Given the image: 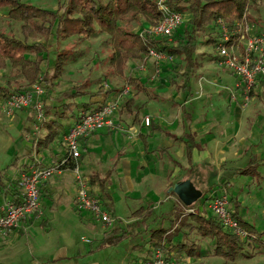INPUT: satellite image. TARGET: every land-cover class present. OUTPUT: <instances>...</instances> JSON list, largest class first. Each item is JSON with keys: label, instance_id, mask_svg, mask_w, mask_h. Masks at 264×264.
Segmentation results:
<instances>
[{"label": "crops", "instance_id": "0c3cea01", "mask_svg": "<svg viewBox=\"0 0 264 264\" xmlns=\"http://www.w3.org/2000/svg\"><path fill=\"white\" fill-rule=\"evenodd\" d=\"M214 51L213 55L216 56L217 51L215 49ZM214 56L207 55L206 59L198 60L190 80V87L186 90L181 87V81L171 83L168 79V64H162L160 71L157 72L155 61L150 57L143 66V71L134 75L145 82L146 87L138 90L129 82L131 85L129 91L132 92V96L126 102H121L123 105L119 106L113 116L117 127L106 126L84 137L82 153L74 160L75 164L62 168L41 184L43 214L40 217L35 215L26 217L6 236L0 234V241H5L18 232L24 233L28 226L37 222L49 226L50 218H56L58 213L70 215L73 211L78 214L83 223L87 224V221L92 219L97 222L93 225V229L97 234H101L98 238L101 240L105 230L112 226H103L88 209H86L87 212L80 209L82 206L76 197L78 180L75 168H78L86 176L88 184L91 175L98 173L104 176L110 172L109 192L114 201L112 213L119 216L114 224L125 223L123 227H127L130 222L138 219V216L134 214L137 208L153 205L154 212L150 219L135 227L134 231H129L128 236L136 234L143 228L149 229L154 223L157 224V228L166 227L175 232L173 240L165 242L167 246H170L168 255L174 260L178 257L183 263L225 262V257L214 253L213 245L208 248L203 244L205 236L202 234L197 235V238L188 234L189 238L195 239V242L193 241L196 244L195 247L181 245V241H186L188 244L192 242L186 238L185 232L197 230L195 220L191 216L192 212L178 215L183 208L180 209L177 204L166 211H157L158 202L164 201L166 191H174L171 186L175 182L191 179L197 188H201L198 184L204 180L199 174L207 170V176L208 173L213 172L217 178L210 183L205 179V185L208 183L207 186L210 184L214 186L209 190L208 197L202 200V209L198 210L196 207L194 209L202 213H211L208 200L215 188L221 182H225L222 184L229 188L230 195L238 196L241 200L242 217L255 225L257 210L254 205L248 207L246 200L249 196L248 191L246 193L244 186L238 180L240 173H237V170L241 167L237 166L242 157L256 155L259 158V166L264 168V114L260 119L250 115L255 103L243 104L241 99L235 100L231 97V89L235 86L237 79L236 74L228 67L221 66L219 59ZM175 68L180 67L175 64ZM117 95V92L113 91L101 94L90 101H94L96 106ZM16 111L15 116L28 118V121L23 123L20 119L17 122L25 128V150L15 157L6 170L7 186L0 191V198L4 195L18 198L16 180L27 168L28 163L34 159L32 143L29 140L35 120L34 114L28 107ZM31 115H33V121H31ZM147 116L150 117V124L145 122ZM74 120L75 118L69 119L71 124H74ZM44 131L45 127L41 129V133ZM64 134L61 137L63 139ZM189 134H193L196 141L190 157L187 155L186 143ZM55 141L45 149L37 148L38 157L43 164L54 163L66 154L65 143L59 145ZM89 187H91L90 184ZM95 188L98 189V186ZM176 195L179 197L177 193ZM179 199L182 201L180 197ZM255 199L257 196L250 197L252 204ZM118 201L123 206L126 222L122 216L118 215ZM48 213L51 215H47ZM182 215L185 216L182 218ZM173 218L175 219L173 226L165 223L166 220ZM152 235L149 238L150 241H146V247L139 245L144 252L137 257L136 264H142L152 254L151 251L148 253L150 247L154 248ZM89 251L94 252V248L91 247ZM66 256L68 252L65 248L57 252V258Z\"/></svg>", "mask_w": 264, "mask_h": 264}, {"label": "trees", "instance_id": "16d2710c", "mask_svg": "<svg viewBox=\"0 0 264 264\" xmlns=\"http://www.w3.org/2000/svg\"><path fill=\"white\" fill-rule=\"evenodd\" d=\"M170 7L179 10L183 14L186 9H190V18L185 27L184 33L176 35L174 41L160 36L156 37L147 35L134 30L130 24L132 21L142 22L147 20L148 23L154 24L163 17V11L159 8L158 0H59L57 8H49L38 5L29 0H0V11L7 13L10 18L21 21V31L24 38L9 34L0 29V69L8 65L18 68L27 80V85H18L13 88L8 82H0V100L15 91H22L32 88L33 84L44 77L46 81L51 82L55 77L60 76L70 60L77 58L78 53L71 48L63 47L57 50L55 62L47 70L43 68L45 59L44 51L46 44L39 38H50L53 36L57 39H67L72 36L81 38L97 35L100 31L109 33L110 39L114 44V50L110 56L116 66L123 71L128 66L130 59L143 60L148 53L150 46L165 50L168 54L173 55V59L166 60L163 64L173 65L176 60L182 59L183 69L180 72L182 77L181 87L188 89L190 80L198 65L195 56L198 40V31L206 29L216 19L223 16L230 24L243 15L249 6V0H167ZM249 19L253 20L251 16ZM182 20V21H183ZM182 23V22H181ZM264 25L258 26V30L263 29ZM166 36V35H163ZM32 39V40H31ZM176 41V42H175ZM216 47L217 35L211 36L206 40ZM219 59V55L216 56ZM129 82L138 90L146 87L137 76L131 75ZM118 87H105L103 84L98 92L108 94L117 92ZM48 90L45 93V113L48 98ZM254 92L264 96V77L260 76L256 82ZM90 93V90L83 92L73 90L65 91V95L77 96L78 94ZM132 99V97L130 98ZM104 100L103 102H105ZM94 101H75L63 100L61 108H55L54 114L51 113L53 104L48 105V118L43 122L45 131L39 135L38 150H42L50 144L61 138L66 131L73 125L70 118L74 121L80 118V110H88L99 107L102 103L94 106ZM126 105V104H125ZM124 105V106H125ZM77 107V110H76ZM32 111V109H31ZM51 113V114H50ZM34 114V113H33ZM33 119V115H31ZM62 119V120H61ZM162 130L166 131L162 127ZM187 143V155L191 156L192 148L196 145L193 134H189ZM75 161L70 160L67 165H74ZM259 158L253 155L245 168H240L237 173L255 174L260 173L258 170ZM11 166L8 164L0 170V191L6 188L5 182L6 170ZM110 172L101 176L98 173L91 175L89 179L90 193L97 196L111 212H114V201L109 192ZM98 186V189L95 187ZM231 208L233 215L248 228L255 236L253 240H262V234L258 232L254 224L247 221L240 214L241 200L238 196H231ZM154 212L153 205L140 206L134 211L138 219L130 222L127 227L115 225L105 230L102 239L96 246L101 248L108 244H117L128 236L129 231H134L135 227L146 223ZM185 215H182L183 218ZM195 220V227L203 236H209L214 240V253L225 257L227 260H236L243 254L251 255L245 249L247 239L241 238L233 230L226 228L220 219L213 213H202L194 211L191 214ZM152 241L153 249L161 247L166 250L167 246L164 239L172 241L175 232L166 227L153 229ZM168 236L164 238V236ZM190 247H195L192 242H180ZM170 256V255H169Z\"/></svg>", "mask_w": 264, "mask_h": 264}, {"label": "rangeland", "instance_id": "374dc122", "mask_svg": "<svg viewBox=\"0 0 264 264\" xmlns=\"http://www.w3.org/2000/svg\"><path fill=\"white\" fill-rule=\"evenodd\" d=\"M29 1L49 8H57L59 5V0ZM245 11L253 18V20H251L248 17L250 22L256 25V28H258L259 25H264V0H249V6ZM189 18L190 9H186L184 12V20L172 35L155 36L159 38L161 36L163 38H167L169 41H172L177 34L181 35L184 33ZM150 24L147 20H143L142 22L132 21L130 26L142 35L147 36L151 34L144 33V30ZM216 27V22L215 25H213L212 22L206 27V29L198 31L199 43L195 52L197 60L206 59L207 55L214 56V49L216 50V47L213 46L212 43H208L206 40L211 36L217 35L218 32ZM0 29L9 34L24 38V34L21 31V21L10 18L7 13L2 11H0ZM39 40L46 44V50L44 51L45 59L42 63L44 70L53 66L58 49L67 47L78 53L77 58L70 60L63 73L60 76L55 77L53 81L48 82L43 77L46 89L48 90L46 116L49 114L47 109L50 104H53L51 113L54 114L55 108H61L63 100L88 101L92 98L100 96L102 93L95 92H98L102 84L109 88H120V90L117 91V96L121 97L120 105H123V103L126 102L130 96H132L131 91L124 93L126 87L129 86L130 88L131 86L129 83V77L143 71L142 65H145L150 58L147 53L143 60L139 61L137 59H130L127 64L128 66L121 71L110 58L114 50V44L110 39L109 33L102 31L95 36L86 38L72 36L67 39H57L51 36L50 38L41 37ZM176 64L180 67L179 69H176L173 65H169L167 67V76L171 83L176 81L182 82L180 72L183 69L184 63L182 62V59H180V61L176 60ZM220 65L227 67L221 63ZM0 82L3 84H7L8 82L13 88L18 85H27V80L22 72L18 68L12 67L11 65L0 69ZM73 90L80 92L90 90L91 94L81 93L77 96H70V94L65 95V91L73 92ZM122 101L123 103L121 104ZM2 102L3 99L0 100V170L8 164H11L15 157L22 154L25 150V128L21 125V123L17 122L19 119L22 123L24 121H28L27 116L23 118H20L19 115L15 116L17 111L8 112L5 110L2 106ZM250 103H255L253 112L250 115H253L258 119L262 118V115L264 114V96L258 95L254 92L248 104ZM31 112L33 114L34 110L32 109ZM31 121H33V119ZM43 128L44 125H42V129ZM55 142L62 145L64 139L58 138ZM250 158L251 155H248L245 158L242 157L239 159V166L237 167L245 168ZM259 165L257 168L260 173H240L238 180H240V184L244 186L246 193L248 191L249 196L246 198L248 207L254 205L257 210L254 222L259 232L263 235L262 240L255 241L252 239L245 243V249L251 255L243 254L236 260L226 259L225 262L214 264H264V168ZM199 176L204 180L200 181V184H198V186L203 189L199 188L202 190V197L191 204H186L179 199L174 191H166L164 201L158 202L157 211H166L174 207L175 204H177L180 209L183 208L182 211L178 212V215L190 213L188 209L191 208V206L201 210L203 204L202 200L208 197L210 193L209 190L214 186V184H210V186L207 185L208 183L216 180L217 177L213 172L208 173L207 176V170H203ZM196 178L198 179V177ZM205 179L208 182L206 185ZM222 183L225 182H221V184ZM250 188H253V190ZM250 195L252 197L257 196V199L253 200V204L251 202L252 200L250 201ZM117 197L118 196H116V198ZM122 207L121 202L118 201V215L122 216L124 222H126ZM80 209H82L83 212H87L83 207H80ZM47 215L51 214L48 213ZM57 215L58 216L56 218H50L51 223L49 226L45 223L37 222L28 226L24 233L18 232L9 239L0 241V264H136L135 262L137 257L143 255L144 252L139 245L146 247V241H150L149 238L153 233V229L157 228V224L153 223L151 228H143V230L138 231L134 235L127 236L117 244H108L101 248H97L96 245L100 241L98 238H100L101 234H97L93 229V225L97 223L96 221H93L92 219V221L88 220L87 224L83 223L75 211H73V214L70 215H65L63 213H58ZM118 217L116 216L117 221ZM165 223L173 226L175 219L173 218L169 221L166 220ZM122 224L123 225L121 226H125V223ZM115 225L117 224H113L111 226L113 227ZM188 234H190L191 237L195 236V238H197V235L199 236L201 233L194 229L192 232H185V235H187L186 238L195 242V239L192 240V238H189ZM164 241L167 242L168 240L164 239ZM203 242V244H205L208 248L212 247V245L214 246V240L209 236H205ZM91 247L94 248V252L89 251ZM62 248L67 250L68 256L57 258V252L62 250ZM151 250L152 249L150 247V249H148V253ZM164 252L168 254L169 248L164 250ZM174 261L175 264H200L193 263L192 261L189 263H183L178 259V257ZM201 263L208 264L206 261ZM209 264L213 263L209 262Z\"/></svg>", "mask_w": 264, "mask_h": 264}, {"label": "built area", "instance_id": "2783aa9c", "mask_svg": "<svg viewBox=\"0 0 264 264\" xmlns=\"http://www.w3.org/2000/svg\"><path fill=\"white\" fill-rule=\"evenodd\" d=\"M158 5L163 11V17L156 23L148 25L144 33L170 36L181 24L183 14L179 10L172 9L167 0H158ZM216 24L218 32L216 51L219 62L231 69L237 77L235 86L231 89V97L235 100L241 99L243 104H248L254 94L258 78L264 77V28L258 30L256 25L248 19L246 11L233 24H230L223 16L216 19ZM148 56L154 59L157 72L160 71L164 61L173 59V55L154 46L149 47ZM46 90L45 81L43 77H40L32 88L15 91L6 96L2 102L3 108L8 112L28 107L34 110L35 116L29 134L34 159L28 163L27 168L16 180L18 198L8 195L0 198V234L4 236L11 229L18 227L26 217L32 215L40 217L43 214L41 184L68 166L67 163L70 160L79 158L84 137L106 126L117 127L113 116L120 106V96L106 100L97 108L82 110L80 118L64 134L66 154L54 163L43 164L38 157L37 148L43 122L47 119L44 100ZM128 91L129 86L124 93ZM145 122L150 124L149 116L146 117ZM75 173L78 180L76 197L80 206L88 209L103 226L113 225L116 222V216L97 196L90 193L86 176L78 168H75ZM209 208L226 228L233 230L241 238L252 240L255 236L233 215L230 191L225 184L215 188L209 200ZM188 211L194 212L195 209L191 207ZM142 264H175V261L161 247H158Z\"/></svg>", "mask_w": 264, "mask_h": 264}, {"label": "water", "instance_id": "95a60500", "mask_svg": "<svg viewBox=\"0 0 264 264\" xmlns=\"http://www.w3.org/2000/svg\"><path fill=\"white\" fill-rule=\"evenodd\" d=\"M171 189L174 190L186 204L193 203L202 195V190L197 188L191 179L177 181L171 186Z\"/></svg>", "mask_w": 264, "mask_h": 264}]
</instances>
